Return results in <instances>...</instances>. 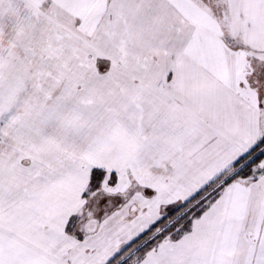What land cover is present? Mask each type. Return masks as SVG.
<instances>
[{"label":"snow or ice","instance_id":"6c2138e0","mask_svg":"<svg viewBox=\"0 0 264 264\" xmlns=\"http://www.w3.org/2000/svg\"><path fill=\"white\" fill-rule=\"evenodd\" d=\"M0 264H264V0H0Z\"/></svg>","mask_w":264,"mask_h":264}]
</instances>
